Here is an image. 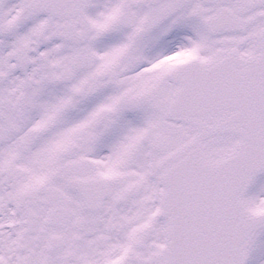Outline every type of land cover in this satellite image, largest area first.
<instances>
[{"label":"snow or ice","instance_id":"obj_1","mask_svg":"<svg viewBox=\"0 0 264 264\" xmlns=\"http://www.w3.org/2000/svg\"><path fill=\"white\" fill-rule=\"evenodd\" d=\"M0 264H264V0H0Z\"/></svg>","mask_w":264,"mask_h":264}]
</instances>
